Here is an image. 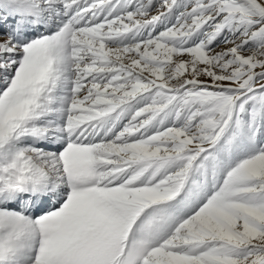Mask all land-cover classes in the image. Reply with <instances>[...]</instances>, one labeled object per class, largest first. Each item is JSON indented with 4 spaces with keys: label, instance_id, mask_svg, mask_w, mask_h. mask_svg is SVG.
<instances>
[{
    "label": "snow or ice",
    "instance_id": "6c2138e0",
    "mask_svg": "<svg viewBox=\"0 0 264 264\" xmlns=\"http://www.w3.org/2000/svg\"><path fill=\"white\" fill-rule=\"evenodd\" d=\"M0 264H264V0H0Z\"/></svg>",
    "mask_w": 264,
    "mask_h": 264
}]
</instances>
